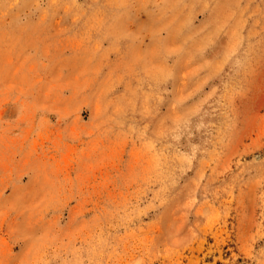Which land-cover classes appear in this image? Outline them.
I'll list each match as a JSON object with an SVG mask.
<instances>
[{
	"label": "rangeland",
	"instance_id": "obj_1",
	"mask_svg": "<svg viewBox=\"0 0 264 264\" xmlns=\"http://www.w3.org/2000/svg\"><path fill=\"white\" fill-rule=\"evenodd\" d=\"M0 264H264V0H0Z\"/></svg>",
	"mask_w": 264,
	"mask_h": 264
}]
</instances>
